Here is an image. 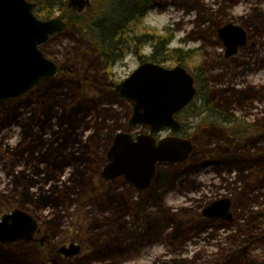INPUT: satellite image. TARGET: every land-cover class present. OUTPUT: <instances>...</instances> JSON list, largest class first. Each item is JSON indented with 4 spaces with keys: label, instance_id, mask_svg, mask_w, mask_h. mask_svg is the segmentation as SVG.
Masks as SVG:
<instances>
[{
    "label": "rangeland",
    "instance_id": "1",
    "mask_svg": "<svg viewBox=\"0 0 264 264\" xmlns=\"http://www.w3.org/2000/svg\"><path fill=\"white\" fill-rule=\"evenodd\" d=\"M217 1L153 0L142 19L129 23L121 56L109 66L70 26L42 47L60 74L21 100L0 103V221L21 210L35 221L39 237L0 242V264H264V0L222 1L229 7L224 18L249 34L248 49L237 57L247 67L230 63L226 70L212 68L224 51L212 34L223 21L212 16ZM115 5L103 15L117 13ZM90 8L96 17L104 9L91 0L84 14ZM54 12V18L72 15L67 6ZM142 36L148 38L137 40ZM157 38L165 40L161 65L181 64L194 76L203 68L214 101L229 100L222 103L228 106L237 92L248 94L228 107L238 125L248 131L259 121L261 131L232 135L230 145L220 129L195 134L198 119L187 118L182 134L195 136L192 157L182 166H160L154 186L139 193L123 177L102 173L116 135L147 132L125 128L132 108L114 87L142 64L140 58L150 57ZM221 77L224 83L216 81ZM228 151L242 159L225 162ZM227 199L234 224L202 217L207 205ZM72 243L81 254L59 251Z\"/></svg>",
    "mask_w": 264,
    "mask_h": 264
},
{
    "label": "water",
    "instance_id": "2",
    "mask_svg": "<svg viewBox=\"0 0 264 264\" xmlns=\"http://www.w3.org/2000/svg\"><path fill=\"white\" fill-rule=\"evenodd\" d=\"M89 0H70L69 8L81 13ZM36 3L28 0H0V102L19 99L44 79H54L60 67L42 52L51 37L63 33L67 22L61 17L42 20L35 14ZM230 54L246 44V33L240 27L227 25L220 29ZM195 78L183 67L165 68L147 62L130 77L116 85L115 91L133 107L131 126H150V135H138L136 142L129 134L115 136L103 170L105 179L123 176L140 191L146 189L162 162H185L193 151L188 140L168 138L156 146L153 135L161 127L178 129L174 115L188 107L197 96ZM229 200L210 206V215L228 212ZM37 225L32 217L14 210L0 221V242L12 243L32 238ZM67 257L77 255L79 247L71 245L60 250Z\"/></svg>",
    "mask_w": 264,
    "mask_h": 264
},
{
    "label": "trees",
    "instance_id": "3",
    "mask_svg": "<svg viewBox=\"0 0 264 264\" xmlns=\"http://www.w3.org/2000/svg\"><path fill=\"white\" fill-rule=\"evenodd\" d=\"M29 1L38 4L37 12L39 16L45 20L53 18L55 10L63 13L66 6H69L68 2L64 0ZM98 2L99 4L102 3L104 7L102 10L98 8V10L102 12L98 14V17H96L97 13L91 14V8L89 10L90 13L88 14H79L76 10L71 9L72 15L66 16L64 14V17L67 19L69 26L78 29L81 35L92 45V48L96 50L104 64L109 66L121 56L120 51H123L122 47L126 42L125 37L129 33V23L137 19H142L154 6V2L153 0H93L94 5ZM105 2L107 5H105ZM113 4H116L115 8L117 9V13L113 12L110 15H103L105 8H108V6ZM143 38L148 37L142 36L137 38V40ZM151 40H153V38ZM164 45L165 40L157 38L150 57L146 59L140 58L141 61H150L161 64L164 56ZM206 76L203 68H201L198 71V76H195L199 89L198 96L191 106L182 113H188V118H192V120L198 119V122L194 127L195 134L204 129L216 128L231 132L233 136L239 135V131L236 128L240 126V124L238 125L236 118L232 117L234 110L228 106L237 103L238 101L244 103L247 94L237 92L229 98L230 102L228 103V106H225L223 104H226L229 100H222V104L221 102L214 101V96L211 98V93L208 89L209 78H206ZM188 126L189 123L186 122V127ZM228 126H230L229 129ZM234 129L237 131H234Z\"/></svg>",
    "mask_w": 264,
    "mask_h": 264
},
{
    "label": "flooded vegetation",
    "instance_id": "4",
    "mask_svg": "<svg viewBox=\"0 0 264 264\" xmlns=\"http://www.w3.org/2000/svg\"><path fill=\"white\" fill-rule=\"evenodd\" d=\"M220 1H221V3H220ZM222 1L223 0H218L217 1V5H218V13L216 12V14H214V13H212V12H210V13H212V16H218L219 14L221 15V17L223 18V21H222V23L221 24H219V25H217V26H215L214 27V29H213V31H212V34L214 35V36H217V39H218V41L215 43V45L216 44H219V45H222L223 46V49H224V51L215 59V63H213V65H212V68L213 69H217L218 67L221 69V70H226V69H228V67H230L231 65H230V63H234L235 65H233V66H231V68L232 69H237V68H239V67H247V63H245V62H241V59H237V57L238 56H240L241 55V52L242 51H244V50H246V49H248V45H249V34H248V31L243 27V26H241V25H238V24H235V23H233V22H231L232 21V18H228L227 16L224 18V12L225 11H228L229 10V7H225V8H223V5L224 6H227L226 5V3L224 4V3H222ZM230 9H231V7H230ZM199 22V21H198ZM227 25H233V26H236V27H240V28H242L243 30H244V32L246 33V44L245 45H243V46H240L238 49H237V52L236 53H234V54H230L229 53V50H228V48L226 47V44H225V41L223 40V38L220 36V29H222L223 27H225V26H227ZM213 44H214V42H213ZM165 67V66H164ZM166 68H169V67H166ZM210 68V67H209ZM216 81H220V82H225V77H221V78H217L216 79ZM247 97H248V94H247ZM21 100V99H20ZM127 103V102H126ZM128 105H130V107L132 108V114H133V107H132V105L130 104V103H127ZM132 114H131V116H132ZM233 114V116L232 117H234V113H232ZM188 113H176L175 115H174V121L178 124V129L176 130V131H174L173 130V128L172 127H161L160 128V130L156 133V134H154L153 135V139L155 140V144H156V146H158V145H160V143L162 142V140H166V139H168V138H176V140H188V141H190L191 143H192V145H193V151H192V153L190 154V156H189V158L185 161V162H181V163H170V162H162V163H158L157 165H156V173H155V175H154V177H153V179H152V181L150 182V184H149V186L146 188V189H144V190H142V191H140L138 188H136V186L134 185V184H132V183H128V182H126V180H125V182L127 183V184H129V185H131L136 191H138L139 193H143V192H146L147 190H149L152 186H154V184H155V180H156V176H157V174H158V170H159V168H160V166H166V165H169V166H182L183 164H185V163H187L189 160H190V158L192 157V155H193V152L195 151V145H194V142H193V140H194V138H195V136L194 137H192L191 138V136H193V135H190V138L189 137H184L183 136V134H182V131L185 129H187V127H186V122H185V120H186V118H188ZM244 117V116H243ZM184 119V120H183ZM188 120V119H187ZM234 126V125H233ZM136 128V127H138V126H131V125H129V122H128V125H126V129L127 130H132V128ZM142 128H145L146 130H147V132L146 133H139V134H136V135H134V134H132V133H129L128 132V134L131 136V138H132V141L133 142H136V139H137V136L138 135H150L151 134V127L150 126H141ZM230 128V126H228V129ZM256 129V131L258 132V131H261V124L259 123V121L257 122V124H255V125H251L250 126V129L247 131V129L245 128V125H240V126H238L236 129L239 131V136H245V135H248L249 134V132H250V130L251 129ZM195 129V128H194ZM236 129H234V131H237ZM215 130V129H214ZM223 131V130H222ZM224 133H226L227 134V136H228V140H229V142H230V145H232L233 144V141L235 140V136L233 137L232 136V133L231 132H228V131H223ZM240 138V137H239ZM234 139V140H233ZM227 140V141H228ZM263 140H258V141H256V142H258V144H260L261 142H262ZM113 146V145H112ZM111 146V147H112ZM252 146H256L255 145V143L252 145ZM260 150V149H259ZM261 151V150H260ZM109 153V152H108ZM108 153H107V161L110 163V160H109V158H108ZM237 155H239V153L237 154ZM236 155V153H229V151L228 152H226L225 153V155H224V160H225V162H227V163H231V164H234V163H236V162H238L239 160H241L242 158H240L239 156H237ZM212 156H214V154H212ZM212 156H210V158H213ZM237 156V157H236ZM255 157H257V155H254ZM213 160H216V159H213ZM245 163H246V160H245ZM213 165H215L216 167H217V171L218 172H220V173H223V172H225V167H223V165L220 163V161H214V163H213ZM103 176V175H102ZM103 179V178H102ZM117 179V178H116ZM176 179V178H175ZM115 180V179H114ZM169 190V189H168ZM168 190H165V192H168ZM156 196V195H155ZM142 198H144V200H146V198H145V196H143ZM151 199L152 200H154L155 202L157 201V200H155L153 197H151ZM228 200V199H227ZM147 201V200H146ZM146 201H144L143 203H141V204H143L144 205V203L146 202ZM219 201H221V200H216V201H214V202H212L211 204H209V205H207V207H205V209L203 210V212H202V217H204V218H206V219H208V220H211V221H215V220H218V221H221V222H223L224 224L226 223V224H229V225H232V224H234V221H235V217H234V215H233V213H231L230 212V209H231V206H232V201H231V199H229V201H230V206H229V210H228V212H225L224 214H218V215H210V214H208V211H207V209L210 207V206H212L214 203H216V202H219ZM150 203V199H148V204ZM161 204V203H160ZM133 209H135V207H133ZM38 228V227H37ZM37 228H36V230H35V232H34V234H33V237L35 238H37V237H39V233H38V230H37ZM37 231V232H36ZM132 236H133V240H135V241H137L138 240V235L137 236H135V234L132 232V234H131ZM32 237V238H33ZM71 245H75V246H78L77 244H74V243H72V244H70L69 246H71ZM68 246V247H69ZM64 247V246H63ZM79 247V249H80V246H78ZM62 248V247H61ZM61 248L59 249V251L61 250ZM83 250L82 249H80V254H81V252H82ZM76 257H78V256H76Z\"/></svg>",
    "mask_w": 264,
    "mask_h": 264
},
{
    "label": "clouds",
    "instance_id": "5",
    "mask_svg": "<svg viewBox=\"0 0 264 264\" xmlns=\"http://www.w3.org/2000/svg\"><path fill=\"white\" fill-rule=\"evenodd\" d=\"M243 7H244V6H243V4H241L240 6H238V7H237V11H240V10H242V9H243Z\"/></svg>",
    "mask_w": 264,
    "mask_h": 264
}]
</instances>
